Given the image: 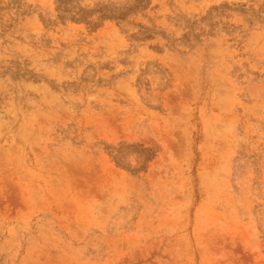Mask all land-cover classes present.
I'll return each instance as SVG.
<instances>
[{"label": "rangeland", "instance_id": "obj_1", "mask_svg": "<svg viewBox=\"0 0 264 264\" xmlns=\"http://www.w3.org/2000/svg\"><path fill=\"white\" fill-rule=\"evenodd\" d=\"M0 264H264V0H0Z\"/></svg>", "mask_w": 264, "mask_h": 264}]
</instances>
